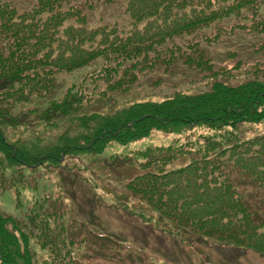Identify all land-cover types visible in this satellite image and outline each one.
I'll return each instance as SVG.
<instances>
[{"label": "trees", "instance_id": "16d2710c", "mask_svg": "<svg viewBox=\"0 0 264 264\" xmlns=\"http://www.w3.org/2000/svg\"><path fill=\"white\" fill-rule=\"evenodd\" d=\"M116 3L128 18L127 32L117 23L91 26V14ZM263 4L35 0L23 12L0 7V178L20 195L29 189L26 172L56 170L67 155L98 157L110 145L137 143L153 133L222 132L264 123V70L255 65L235 82L228 64L216 65L206 52L219 36L244 29L233 21L254 16ZM229 18L232 22L222 25ZM249 26L264 34V21ZM158 67L169 79L185 77L204 84V90L107 108L118 95L146 83ZM188 70L195 75L189 77ZM82 71L77 84L63 91L60 78L70 80ZM85 85L97 93H85ZM233 135L223 142L201 136L197 157L185 155L183 146L157 147L136 153L135 161L113 155L116 161L105 166L111 170L122 160L136 167L139 173L129 178L125 191L172 224L174 237L183 234L189 244L232 254L250 250L264 259V134L224 146ZM180 159L182 166L165 169ZM44 204L29 211L27 223L0 210V264H37L25 229L28 223L39 231L48 228L52 216L42 212Z\"/></svg>", "mask_w": 264, "mask_h": 264}, {"label": "rangeland", "instance_id": "374dc122", "mask_svg": "<svg viewBox=\"0 0 264 264\" xmlns=\"http://www.w3.org/2000/svg\"><path fill=\"white\" fill-rule=\"evenodd\" d=\"M34 3L35 0H0V7L10 6L23 12ZM122 11L120 3L100 7L90 15L91 26L117 23L121 30L127 32L128 18ZM232 20L229 18L222 25ZM261 20L264 21V4L254 16L248 13L243 21H233V25H242L244 29H237L230 37L219 36L218 43L214 42L206 48L216 65L222 62L228 64L229 72L235 74V82L243 80L246 69L255 65L264 70V34L254 32L249 26ZM3 44L4 40L0 37V49ZM239 61L241 68L234 70ZM164 73L168 72H164L162 67L156 68L147 75L146 83H140L129 93L118 95L114 101L108 102L107 108H121L146 99L159 101L176 91L193 93L204 90V84L190 83L185 77L169 79ZM82 74L84 71L79 72V76L74 73L70 80L66 75L62 80L60 78L62 90L76 85ZM187 74L192 77L195 72L188 70ZM61 87L59 91L62 94ZM88 89L85 85V93H97L92 88L88 92ZM232 133L234 135L224 146L263 135L264 123L222 132L197 128L173 135L153 133L137 143L122 147L110 145L98 157L81 153L67 155L56 170L51 167L49 170L42 168L34 173L26 172L29 189L20 195L15 187H11L12 182L0 178V210L27 223L29 211H38L45 202L42 212L52 216L49 217L48 228L39 231L35 224L28 223L25 229L30 236V249L37 264H264V259L250 250L232 254L227 249L222 251L198 243L189 244L190 240L183 234H175L174 237L170 234L174 231L172 224L154 211L150 212L147 203L125 191L124 185L129 178L139 173L136 167L128 166L122 160L111 170L105 166L116 161L113 155L121 156L120 159L129 156L135 161V156L134 159L132 157L136 153L157 147L183 146L184 149L186 147L185 155L197 157L195 152L202 146L201 136L223 142ZM183 164V159H180L164 167L171 170ZM180 236L183 242L178 240Z\"/></svg>", "mask_w": 264, "mask_h": 264}]
</instances>
